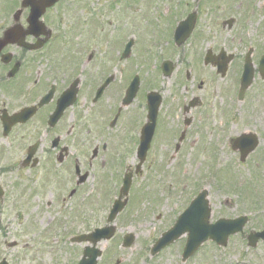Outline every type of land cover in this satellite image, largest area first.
Segmentation results:
<instances>
[{
	"label": "flooded vegetation",
	"instance_id": "af4514ba",
	"mask_svg": "<svg viewBox=\"0 0 264 264\" xmlns=\"http://www.w3.org/2000/svg\"><path fill=\"white\" fill-rule=\"evenodd\" d=\"M216 1L60 0L34 19V0L27 5L23 0H0V235L8 233L3 241L7 248L13 243L19 246L16 236L8 239L3 217L13 194L14 200L30 205L25 211H14L15 217L24 223L26 215V232L34 236L36 231L42 235L39 243L43 239L48 244L50 234L67 230L69 217H74L70 225L85 224L82 215L88 219L86 209L94 210L90 203L104 201L114 191L119 195L125 175L135 172L148 106L141 96L137 114L120 110L131 82L130 56L120 54V45L133 36L130 15L141 18L135 13L140 6L160 10L163 4L165 12L157 13L160 20L184 19L195 12L198 22L203 11L213 20L216 15L222 18V7L211 6ZM134 28L144 34L140 25ZM100 41L110 44V54H95ZM118 70L122 75L116 82ZM204 86L201 81L192 89ZM222 93L231 94L233 101L230 89ZM197 96L196 106L186 109ZM70 100L72 105L66 108ZM174 106L169 119L158 113L150 152L226 149L239 159L241 151L234 139L243 133L257 134L264 123L253 115L231 113L233 104H224L222 98L216 104L211 92L199 96L192 90L189 97L176 99ZM239 107L244 110L243 104ZM213 137L214 144H204Z\"/></svg>",
	"mask_w": 264,
	"mask_h": 264
},
{
	"label": "rangeland",
	"instance_id": "374dc122",
	"mask_svg": "<svg viewBox=\"0 0 264 264\" xmlns=\"http://www.w3.org/2000/svg\"><path fill=\"white\" fill-rule=\"evenodd\" d=\"M211 6L214 9L222 7L227 12L221 10L223 18H219L216 15L212 20V17L209 16L208 18L213 25L203 16L200 21L199 33L196 35L195 39L191 38L188 43L191 46H188V41H186L185 44L178 48L176 53L173 51L171 54L170 51L174 49V45L169 34L174 20L171 17H165L163 20L158 21L156 18L158 11H162L163 8H166L163 4L160 6L162 7L160 10L158 9V6H156L157 8L155 12H152L155 13L153 16H148V11L142 6H140L138 10L139 15H141L140 19L138 17H131L130 15L129 21L131 26H146L144 29L146 32L144 34H140L139 36L136 35L137 43L132 48V54H141L145 57L142 76L146 79V76H149L154 81L155 86L153 87L162 94L163 100H169V97L172 99L180 97L177 91H172V96H170V92L173 86H175L176 75L180 76V74H182L183 83L177 88L182 96L189 97L192 90L195 95L199 96L211 92L212 96L215 98L216 104L220 103V98H222L224 104L232 105V100L229 98V95L231 96V94L225 96L222 93V90L230 89L233 94L235 80L232 77L234 75L230 74L228 78L226 77L224 79L218 78L220 86L216 90L213 89L215 82H210L208 78H211V74L215 73V71L214 69H211L210 66H206L207 68L203 69L205 66H203L205 52L208 49H212L215 52L216 50L219 51L220 48H223L227 54H236L237 57H240L241 54H244L247 50L248 46L245 45V43L248 40H252L251 43L256 47V50L253 48V54H258L260 51H264V0H221V2L217 0L216 2H212ZM230 17L234 18V23L231 28H228L227 25L222 27L223 22L221 19L226 20ZM246 22L249 23L245 24ZM239 36H242V39H240L241 37L239 38ZM151 40L162 41L160 44L159 42H152L153 46L150 48L147 46V43H149L148 41L151 43ZM155 43L156 45H154ZM185 48H187L186 50L189 51V53L184 54L183 51ZM153 51L157 54L153 53ZM194 54H196V57H199L200 55V60H197L195 57L197 63L194 61L195 64H192V56H194ZM157 58L159 60L158 62H161L163 59H170L175 65V74L170 76V78H163L162 83H159L160 79L156 77L155 73V63ZM136 60H140L139 55L136 57ZM136 65H138L137 62ZM186 71L190 72V79L187 81H185ZM211 71L213 73H211ZM255 78H257V82L254 86L261 84V79H258V75H256ZM201 81L205 84L202 90H198L196 87L192 89L194 84H198ZM146 83L148 84L149 81H146ZM262 84L264 86V81ZM185 85H187V87H185ZM150 87L152 88V86ZM143 89L144 88H142V90ZM135 104L136 102H134L133 105ZM243 109L247 108L244 107ZM248 109L249 111H247ZM248 109L245 111L237 109L235 114H249L259 117V120L264 121V96L262 94H256V97L254 96L251 106H249ZM171 115L172 113L169 112L167 108L160 112V116H163L164 118L166 117V119H169ZM263 125L264 123L258 127V132L261 133L259 136V148L255 154L250 156V159L247 162L249 165L244 167L236 166L238 164V156L226 149L224 153L216 155L214 163H217V165H215L214 168L210 165L213 152L180 153L181 157L176 164L172 159L169 162L166 161L169 155L165 154V151L167 150L163 149L164 153L157 156L158 165L151 167V170L147 167L145 171H143V175L141 174L137 180V182H142L141 187L144 188L145 193L143 194L142 188V191L138 190L136 196L132 194L131 202L123 211L124 215H121L119 219L115 221L117 224V232L115 236L109 241H102L98 244L103 252L102 257L98 260V264H113L116 260L119 261L118 264H264V243H260L255 250H247V247L244 244L245 240H243L245 236H242V243L238 242L236 236L232 237L231 242L229 241L226 246L228 247L226 250L213 244H206L200 248L194 258L191 257L185 262L181 261L180 249L182 244L180 243H177L154 256L151 255L150 252L151 245L163 231L174 223L177 215L188 205L189 198L202 188H207L209 191V200L213 214L212 220L222 216L235 217L242 213L250 215V210L248 209L249 203H239L237 201L239 194L236 193V188L240 190L242 187L241 184L245 186L251 179L253 170L257 167L255 162H253L255 158H258L261 163L257 167L260 168L259 172L264 170ZM208 141L214 144L215 138L213 137ZM204 144L206 143L204 142ZM175 156L176 155L173 157ZM166 164L169 166L168 169L164 168V165ZM227 164L234 165V167L237 168V185L234 186L235 183H232L233 187H228L229 183H226V188L222 190L218 186L219 182L214 177V169L224 167ZM159 165H163L162 171L160 170ZM217 177L222 179L223 182L230 181L231 172L227 170L219 171ZM254 180H260L259 175H255ZM258 184L259 187L253 190L250 188H244L245 191L243 190V192L252 194L254 198H257L262 202V199H264V177L258 182ZM183 188L186 192H183L182 195L180 194L178 201L176 198L178 196L177 193ZM14 198L15 194H13V200H7L6 210L3 217L9 228L10 237L8 239L16 236L15 239L19 242V246L7 248L3 244V241L8 233L2 237L0 235V260L3 257H6L11 261V264H76L81 256L83 244H71L69 241L64 242L62 240V243L60 242L53 246H46L42 243H38L37 236L33 241V234L26 232L24 229L25 224L23 223V219H17L13 213L16 210L19 211L21 205L25 210H27V208L29 209L30 205L28 206L26 204L27 201L20 203L18 202L19 200L16 201ZM174 198L175 200L173 202ZM239 199L244 200L243 196ZM13 203H15V208ZM17 203L19 206L18 208L16 207ZM102 203L95 201L94 203H90L93 205V211L86 209L88 215H91V217L93 216V218L96 216L94 224H97V226H103L106 224L107 205L105 202ZM251 210L254 213V220H250L247 224L246 233L255 227L256 222L259 225L257 228L264 226V219H261V216L264 213V206L261 209H257L256 206L251 208ZM262 217L264 218V215ZM76 227L80 228L79 226ZM82 228L83 225H81V229ZM127 233L134 234V243L129 247H123L121 241L123 236ZM181 239L183 240L184 238L182 237ZM23 246L28 247L23 248Z\"/></svg>",
	"mask_w": 264,
	"mask_h": 264
},
{
	"label": "water",
	"instance_id": "95a60500",
	"mask_svg": "<svg viewBox=\"0 0 264 264\" xmlns=\"http://www.w3.org/2000/svg\"><path fill=\"white\" fill-rule=\"evenodd\" d=\"M48 4L51 2H47ZM264 73V68L263 71ZM251 78V73L249 75V79ZM249 81L246 82L245 87L248 85ZM246 153V152H245ZM201 198L202 196L195 201L192 205L191 208L188 209L185 214L180 218L176 226L170 230L169 232L165 233L164 236L161 238V240L158 242V246H155L153 251H156L160 247L164 246L165 244L171 242L173 239L181 235L183 232L186 230L190 231L189 234V241H188V246L185 252V256H188L191 252H193L196 247L199 245V243L203 240H205L208 236H211L212 238L220 241V242H225L226 241V236L229 233L227 232H222L221 231V225L218 222L214 226L209 227L205 222H202V220L198 219V217L195 215L193 216L194 213H198L199 209L202 207L201 203ZM192 211L191 215L188 214V211ZM208 214L204 217V220H207ZM230 229V227H229ZM236 228L232 229L231 231H234ZM230 231V232H231ZM110 234L107 237H110L112 234ZM94 237V236H93ZM224 237V239H222ZM96 241L97 239L100 238V236L95 237ZM133 241L132 236H128V240L126 244H130ZM86 255L89 256L88 259L84 258L80 264H96V258L99 255V251L95 249H90L86 248L85 251Z\"/></svg>",
	"mask_w": 264,
	"mask_h": 264
}]
</instances>
